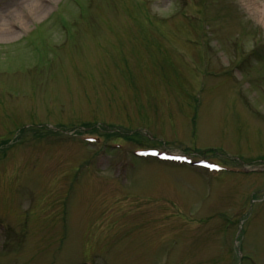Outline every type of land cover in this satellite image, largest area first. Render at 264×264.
Masks as SVG:
<instances>
[{
	"label": "rangeland",
	"instance_id": "obj_1",
	"mask_svg": "<svg viewBox=\"0 0 264 264\" xmlns=\"http://www.w3.org/2000/svg\"><path fill=\"white\" fill-rule=\"evenodd\" d=\"M192 1L0 0V264H264V0Z\"/></svg>",
	"mask_w": 264,
	"mask_h": 264
},
{
	"label": "bare ground",
	"instance_id": "obj_2",
	"mask_svg": "<svg viewBox=\"0 0 264 264\" xmlns=\"http://www.w3.org/2000/svg\"><path fill=\"white\" fill-rule=\"evenodd\" d=\"M40 10L42 9H45L47 6L45 5V4H42V3H38V6H37ZM262 10H261V12H264V7L263 8H261ZM3 16L1 15V13H0V19L2 18ZM8 31H12L11 29H9ZM13 33V31L10 33V34H12Z\"/></svg>",
	"mask_w": 264,
	"mask_h": 264
}]
</instances>
